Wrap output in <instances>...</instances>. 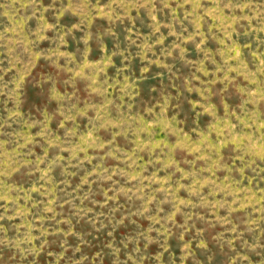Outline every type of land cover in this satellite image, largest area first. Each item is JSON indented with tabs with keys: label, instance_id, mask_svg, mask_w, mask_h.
Masks as SVG:
<instances>
[{
	"label": "rangeland",
	"instance_id": "obj_1",
	"mask_svg": "<svg viewBox=\"0 0 264 264\" xmlns=\"http://www.w3.org/2000/svg\"><path fill=\"white\" fill-rule=\"evenodd\" d=\"M0 264H264V0H0Z\"/></svg>",
	"mask_w": 264,
	"mask_h": 264
}]
</instances>
